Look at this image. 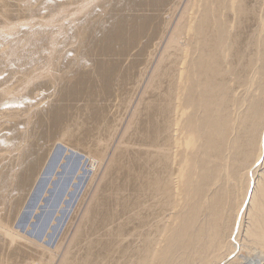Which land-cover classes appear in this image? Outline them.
<instances>
[{"label": "bare ground", "instance_id": "bare-ground-1", "mask_svg": "<svg viewBox=\"0 0 264 264\" xmlns=\"http://www.w3.org/2000/svg\"><path fill=\"white\" fill-rule=\"evenodd\" d=\"M5 42L0 264H264V0H0ZM55 144L96 172L49 255L10 228Z\"/></svg>", "mask_w": 264, "mask_h": 264}, {"label": "rangeland", "instance_id": "rangeland-1", "mask_svg": "<svg viewBox=\"0 0 264 264\" xmlns=\"http://www.w3.org/2000/svg\"><path fill=\"white\" fill-rule=\"evenodd\" d=\"M26 42V39L22 38L19 44L26 48ZM7 45V42L3 43L0 50ZM95 164L91 158L82 153L68 149L64 145L55 144L10 228L11 235L26 244L29 243L28 245L32 244V247L46 254L54 255V248L63 235L62 232L82 199L87 184L96 172ZM90 191L86 196L84 195L82 209ZM240 240L243 241L241 238ZM247 243L239 254L243 257L253 255L250 258L256 260L254 256L258 252ZM249 248H252V251ZM239 261L242 263L240 258ZM212 262L216 264V261ZM242 264H246V261Z\"/></svg>", "mask_w": 264, "mask_h": 264}]
</instances>
